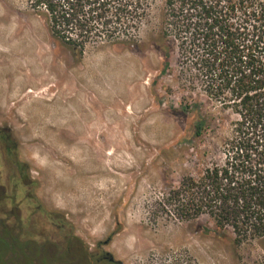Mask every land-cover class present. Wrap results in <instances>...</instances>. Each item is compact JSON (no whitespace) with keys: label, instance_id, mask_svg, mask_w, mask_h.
Returning <instances> with one entry per match:
<instances>
[{"label":"rangeland","instance_id":"obj_1","mask_svg":"<svg viewBox=\"0 0 264 264\" xmlns=\"http://www.w3.org/2000/svg\"><path fill=\"white\" fill-rule=\"evenodd\" d=\"M166 3L151 0L135 44L92 45L80 56L29 0H0L10 29L26 22L40 34L62 84L18 92L16 80L0 78V126L38 201L65 216L87 247L108 241L105 251L122 264H264V238L238 243L207 215L182 221L168 211V191L221 159L238 118L180 74ZM68 77L84 89L81 107L63 91ZM13 168L0 162L2 182ZM14 250L0 234V264H23Z\"/></svg>","mask_w":264,"mask_h":264},{"label":"trees","instance_id":"obj_2","mask_svg":"<svg viewBox=\"0 0 264 264\" xmlns=\"http://www.w3.org/2000/svg\"><path fill=\"white\" fill-rule=\"evenodd\" d=\"M54 37L80 51L133 45L151 0H29ZM180 74L237 115L222 157L167 195L182 221L209 216L238 243L264 238V0H167ZM7 241V240H6ZM11 244L9 241H7ZM16 253V251H15ZM19 255V254H14Z\"/></svg>","mask_w":264,"mask_h":264},{"label":"flooded vegetation","instance_id":"obj_3","mask_svg":"<svg viewBox=\"0 0 264 264\" xmlns=\"http://www.w3.org/2000/svg\"><path fill=\"white\" fill-rule=\"evenodd\" d=\"M9 131L0 126V149L13 164L8 183L0 169V234L9 241L23 264H122L105 251L108 241L87 247L85 241L70 230L67 218L43 206L27 184L26 165L14 156ZM2 165V164H1ZM2 168V167H1Z\"/></svg>","mask_w":264,"mask_h":264},{"label":"bare ground","instance_id":"obj_4","mask_svg":"<svg viewBox=\"0 0 264 264\" xmlns=\"http://www.w3.org/2000/svg\"><path fill=\"white\" fill-rule=\"evenodd\" d=\"M9 20L10 17L6 14L0 16V59H3L0 60V78L16 80L17 85L20 86L18 92H21L29 84L32 85L30 88L39 89L45 83L51 82H53L52 88L60 89L62 84L52 78L56 68V61L48 58L43 48L40 34L29 29L26 22L25 24L19 23L18 26L10 29L8 26ZM67 83L68 86L63 91H68L69 100L77 101L80 107L83 106L84 99L82 94L84 89L76 86L82 92L81 95H78L76 91L74 94V92H71L76 89L73 80L68 77ZM52 88H50V91ZM89 101L91 102V100ZM90 102L89 104L96 110L97 105ZM198 248L205 254H209L213 259L211 248H205L201 244L198 245Z\"/></svg>","mask_w":264,"mask_h":264}]
</instances>
